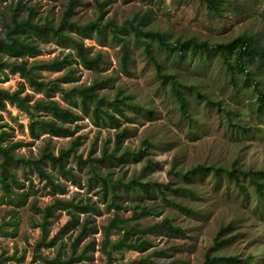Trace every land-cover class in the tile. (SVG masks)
Here are the masks:
<instances>
[{
    "label": "rangeland",
    "instance_id": "1",
    "mask_svg": "<svg viewBox=\"0 0 264 264\" xmlns=\"http://www.w3.org/2000/svg\"><path fill=\"white\" fill-rule=\"evenodd\" d=\"M25 1L36 7L37 18L43 20V16L49 12L55 22L60 20L68 2ZM15 2L0 0V36H3L2 20L9 16L10 6ZM223 2L226 9L222 15H217L199 0H80L72 19L81 24L93 21L98 18L101 3L105 10L103 22L114 18L121 26L149 11L144 29L166 32L171 40L196 36L210 42H222L247 33L264 43V0ZM122 36L129 40L131 53V63L126 72L122 70L120 62L122 41L113 39L111 34L93 33L85 42L92 53L101 51L104 54L101 71L95 72L75 64L78 80L65 86L88 85L95 77H113L112 85L101 89L100 93L112 96L120 87L134 101L150 107L149 116L127 109L125 115L119 116V127H99L78 106H73L63 95L55 94L54 98L80 114L76 122L79 126L77 132L70 137H50L41 132L39 137L34 138L30 135L29 117L24 111L9 102L6 109H0V123L3 124L2 129L9 132V140L22 142L16 149L18 155L39 157L49 140L52 151L58 154L60 149L69 148L79 136L81 144L76 154L81 155L82 160H87L80 162L74 154L67 157L66 168L73 176L60 171L58 167L45 165L55 181L64 185L63 193L53 191L30 167L14 168L21 184L14 185L12 199L5 196L0 185V225L4 228V231L0 230V264H57L53 258L60 247L62 258L70 256L81 224L62 234L53 246L48 247L42 241L39 224L43 221V210L57 197L88 203L96 210L77 212L79 223L87 219L97 231H89L77 241L76 256L81 257L71 264H109L103 251V227L116 215L125 223L137 222L144 230L141 237L147 238L149 244L142 250L124 248L114 251L110 264H129L134 260L137 262L135 264H204L205 255L211 248L212 255L239 259L236 263L222 260L218 264H248L245 259L251 255H254L253 264H264V203L258 202L259 198L253 195L244 197L236 183L225 176L219 181L213 179L210 173L189 181L182 176L183 172L196 165L264 169V113L256 111L254 84H248L243 77H237L238 80L234 82L217 58L207 65L196 61L177 64L173 55L148 39L153 53L164 64L165 71L177 73L182 83L197 85L201 92L220 101L222 107L231 113V118L227 117L225 111L195 93L189 94L190 90L186 89L192 113V120L187 119L182 116L168 82L161 81L142 44L134 41L129 27L126 26ZM39 46L41 52L35 59H51L68 52L67 48L51 40H39ZM249 66L264 88L263 67L255 60ZM62 73L64 71H43L42 75L45 79H53ZM0 77L4 78L0 81L1 88L12 91L23 84V93H29L34 100L43 96L42 91L30 87L19 73H8V77L0 73ZM239 125L249 128L250 133L244 134ZM126 127L130 133L124 138L118 153L144 149L146 155L137 160L126 157L125 161L110 167L99 165V172L111 173L113 179L126 182L139 174L148 158L153 164L144 180L167 185L166 197L155 189L149 195L142 192L129 194L118 186V202L123 207L116 209L108 207L109 201L102 194L101 183L93 178L89 157H100L104 146L111 151L116 133ZM145 142L152 145L146 147ZM182 188L191 190L193 194L182 192ZM178 202L200 210V213L189 215L181 212L175 206ZM136 205H146L153 213L133 220L131 216ZM14 214L20 217L15 235L9 233L12 226L9 220ZM165 217L184 228L185 234L173 235L150 228ZM68 219L67 211L57 208L46 223L47 240L57 234ZM228 226L231 227L223 230ZM122 233V229H113L109 238L116 240Z\"/></svg>",
    "mask_w": 264,
    "mask_h": 264
},
{
    "label": "trees",
    "instance_id": "2",
    "mask_svg": "<svg viewBox=\"0 0 264 264\" xmlns=\"http://www.w3.org/2000/svg\"><path fill=\"white\" fill-rule=\"evenodd\" d=\"M199 1L204 3L208 10L213 11L217 15H222L226 9L223 0ZM78 3H80V0H68L60 20L55 22L49 12H46L42 18L43 20H41L37 18L38 13L34 5L26 4L25 0H16L10 6L9 16L2 20L3 36H0V73L5 77H8V73H19L30 87L42 91L43 96L34 100L29 93H23V84L12 91L0 87V109H6V105L9 102L24 111L29 117L28 128L32 137H39L41 132L48 134L50 137H70L77 132L79 126L76 122L80 119V114L75 112L73 107L64 106L58 99L54 98L55 94L63 95L73 106H78L99 127H119V116L125 115L127 109H134L146 116L150 115V107L134 101L132 96L124 94L120 87L116 89L112 96L107 93H100L101 89L112 85L113 77L101 79L95 77L88 85L73 86L71 88L65 86L66 83L78 80V76H76L74 71L75 64H81L83 67L95 72L101 71L104 63V54L101 51L92 53L85 42L87 38L93 36V33L98 35L111 34L113 39L122 41L120 62L122 70L126 72L131 63L129 40L122 36L126 26L133 32L134 41L142 44L145 54L153 63L161 81L163 83L168 82L171 94L178 102L180 112L185 118L192 120L190 100L186 95V89L190 90L189 94L195 93L198 97L225 111L227 117L231 118V113L222 107L220 101L213 100L206 92H201L197 85L182 83L177 73L165 71L164 64L153 53L152 44L148 39L155 41L160 49L173 55L177 64L196 61L207 65V63L216 58L220 59L234 82L238 80L237 77H243L248 84H254L256 111L257 113H264V88L260 85L259 79L256 78L253 69L249 66V63L255 60L264 69V43L258 38L247 33H241L230 40L222 42H210L207 39H201L196 36L176 37L171 40L166 32L151 28L144 29L148 23L149 11L141 16H135L121 26L117 24L114 18H108L103 22L105 10L103 8L104 5L101 3L99 4L98 18L81 24L72 19L74 9ZM39 40L54 41L61 47L67 48L68 52L63 56H55L51 59H35L41 52ZM30 59L32 60L30 61ZM43 71H64V73L53 79H45L42 75ZM3 79L0 77V81H3ZM72 125L74 126L72 127ZM2 127L3 124L0 123V185L4 190L5 196L9 199H12L15 193L13 190L14 185L19 186L21 184L16 177L15 167H30L36 171L41 179L50 185L53 191L57 190L63 193L65 191L64 185L55 181L53 174L45 168V165L49 164L52 167H58L60 171L73 176L66 168L67 157L70 154H74L78 161H87L82 160V156L76 154L77 148L81 144L79 136L76 137L69 148L60 149L58 154L52 151L49 140L39 157L26 158L16 153V149L21 146L22 142L9 140V132L3 130ZM238 128L240 131L243 130L244 134L250 133L247 127L239 125ZM129 133L130 130L127 127L117 132L115 145L111 151L108 150V146H104L100 157H89L93 178L101 183L102 194L107 197L109 201L108 207L110 208L120 209L123 207L118 202V186L129 194L142 192L145 195H149L155 189L166 197L165 188H167V185L144 180L149 175L153 164L152 160L148 158L139 174L132 176L126 182L113 179L111 173L99 172V165L110 167L114 163L125 161L127 158L137 160L146 155L147 152L144 149L138 151L125 150L118 153L124 138ZM151 145V143L145 142L146 147ZM95 163L97 164L95 165ZM209 173L216 181H219L224 176L229 180H233L238 189L244 193V197L250 198L253 195L259 198L258 202L264 203V169L241 168L235 165L230 168L196 165L187 172H183L182 176L184 180L189 181L195 177L200 179ZM240 177H243V179ZM244 180L247 182L244 183ZM181 190L182 192L193 194L191 190L186 188ZM175 206L181 212L189 215L200 213V210L179 202L175 203ZM134 207L135 209L131 216L133 220H139L143 216L153 213L152 209L146 205H136ZM57 208L67 211L69 219L57 234L47 240L46 223L54 215ZM90 209L95 210L88 203L81 204V202H75L73 199L55 198L43 210V221L39 224L42 229V241L48 247L53 246L62 234L71 231L78 224H81V231L77 241L85 237L89 231L96 232L97 228L90 225L87 219L79 223L77 217V212H87ZM19 223L20 217L14 214L9 220V224L12 225L9 233L15 235ZM230 227L228 226L223 230H227ZM150 228L162 230L173 235L185 234L184 228L174 223L169 217L163 218ZM113 229H122L123 233L116 240L111 241L109 237ZM0 230L4 231L1 225ZM103 230V251L109 260V264L113 260L114 251L124 248L142 250L149 244L147 238L141 237L144 230L138 226L137 222L125 223L117 215L110 219L109 223L103 227ZM76 243L71 247L69 257L62 258V247H60L53 261L57 264H71L80 259L81 256H76ZM210 251L205 255L204 264H218L222 260H228L230 263L239 261L237 257L212 255ZM253 260L254 255H251L245 259V262L253 264ZM135 263H137L136 260L129 264Z\"/></svg>",
    "mask_w": 264,
    "mask_h": 264
},
{
    "label": "bare ground",
    "instance_id": "3",
    "mask_svg": "<svg viewBox=\"0 0 264 264\" xmlns=\"http://www.w3.org/2000/svg\"><path fill=\"white\" fill-rule=\"evenodd\" d=\"M226 81H227V80H226ZM221 101H222V100H221ZM226 105H227V104H226ZM226 105H225V106H226ZM227 106H228V105H227Z\"/></svg>",
    "mask_w": 264,
    "mask_h": 264
}]
</instances>
